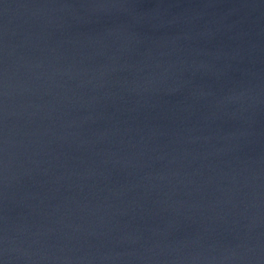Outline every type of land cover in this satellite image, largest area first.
<instances>
[{
  "label": "water",
  "instance_id": "water-1",
  "mask_svg": "<svg viewBox=\"0 0 264 264\" xmlns=\"http://www.w3.org/2000/svg\"><path fill=\"white\" fill-rule=\"evenodd\" d=\"M3 264H264V0H0Z\"/></svg>",
  "mask_w": 264,
  "mask_h": 264
},
{
  "label": "snow or ice",
  "instance_id": "snow-or-ice-1",
  "mask_svg": "<svg viewBox=\"0 0 264 264\" xmlns=\"http://www.w3.org/2000/svg\"><path fill=\"white\" fill-rule=\"evenodd\" d=\"M0 264H3L2 260H0Z\"/></svg>",
  "mask_w": 264,
  "mask_h": 264
}]
</instances>
